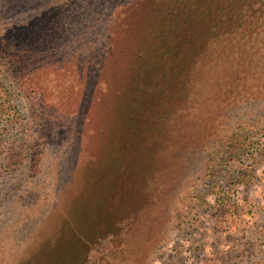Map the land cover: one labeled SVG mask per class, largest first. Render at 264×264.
<instances>
[{
  "label": "rangeland",
  "instance_id": "374dc122",
  "mask_svg": "<svg viewBox=\"0 0 264 264\" xmlns=\"http://www.w3.org/2000/svg\"><path fill=\"white\" fill-rule=\"evenodd\" d=\"M1 15L0 38L14 20ZM238 48L183 95L194 60L173 54L153 90L166 88L163 103L149 87L111 85L98 61L86 80L74 64L44 71L39 96L1 65L0 264H264V53ZM39 103L49 113L36 127ZM18 153L24 164L9 167Z\"/></svg>",
  "mask_w": 264,
  "mask_h": 264
},
{
  "label": "trees",
  "instance_id": "16d2710c",
  "mask_svg": "<svg viewBox=\"0 0 264 264\" xmlns=\"http://www.w3.org/2000/svg\"><path fill=\"white\" fill-rule=\"evenodd\" d=\"M83 10L98 21L97 31L90 33L89 20L85 19L88 14ZM8 12L15 22H10L0 38V66L17 78L27 96H39L45 88L44 71L64 72L68 64H74L79 78L86 80L91 71L82 72L83 69L95 66L97 61V73L105 76V81L112 78L111 85L120 82L119 89L134 84L137 89L149 87L157 91L164 76L163 66L169 63L165 60L173 54L183 61L194 60L181 83L182 95L190 94L196 84L207 81L204 73L213 71L207 70L208 63L219 61L221 55L233 58L234 46L242 54L247 50H257L252 53L257 56L264 53V0H0V22L7 18L1 13ZM194 27L196 36L180 38L177 34ZM17 33L22 47L15 52L7 44ZM147 38L168 41L151 43ZM76 39L84 46L95 39L96 45L89 47L92 51L87 55L77 57L68 51L69 44ZM178 48L182 49L180 53ZM149 71L155 74L148 78ZM138 77L146 80L141 86ZM245 87L250 88L247 83ZM155 91L147 98L151 102L160 94L159 103L170 99L165 87L154 96ZM37 111L34 124L39 127V121H44L49 112L40 103ZM19 154L6 157L9 167L24 164V157ZM144 237L140 233L135 239L142 244L146 242Z\"/></svg>",
  "mask_w": 264,
  "mask_h": 264
}]
</instances>
